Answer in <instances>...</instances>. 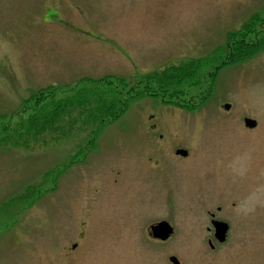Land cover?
Segmentation results:
<instances>
[{"label": "rangeland", "instance_id": "374dc122", "mask_svg": "<svg viewBox=\"0 0 264 264\" xmlns=\"http://www.w3.org/2000/svg\"><path fill=\"white\" fill-rule=\"evenodd\" d=\"M263 5L0 0V264L59 261L77 235L83 238L75 262L82 264H171L170 255L184 264H264V50L215 76L208 67L210 94L179 114L158 116L161 102L145 97L98 134L77 131L74 142H55L48 128L34 133L25 126L21 141L37 145L7 144L8 127L21 120L12 114L25 117L32 104L20 112V103L37 89L189 64ZM244 117L257 126L245 128ZM77 145L82 152L73 157ZM176 148L188 157H176ZM218 205L229 230L207 259L205 210ZM159 220L174 232L154 244L144 225Z\"/></svg>", "mask_w": 264, "mask_h": 264}, {"label": "trees", "instance_id": "16d2710c", "mask_svg": "<svg viewBox=\"0 0 264 264\" xmlns=\"http://www.w3.org/2000/svg\"><path fill=\"white\" fill-rule=\"evenodd\" d=\"M263 50L264 5L251 14L237 30L227 33L222 45L210 54L192 60L189 64L170 66L162 71H154L129 79L109 75L96 81L86 80L81 85H75V90L66 91L67 95L62 98L57 97L58 93L63 91L61 87L47 86L34 91L20 103L19 108L20 112H24V106L31 103L30 112L25 117H22L18 110L14 112V115L12 114V117H18L21 120L14 128L8 127L13 136L7 144L23 148L34 144L28 140L21 141L20 127L25 126L34 133L48 128L53 131L48 141L55 142L61 140L74 142L78 139L80 134L78 132L92 131L91 134H98L106 124L119 119L132 100L151 94L179 101L180 97L185 96L184 102L201 104L204 100L199 98L200 94H206V96L210 94L205 87L207 77L202 74L208 67L218 70L227 64L235 65ZM123 92L126 97L122 99ZM194 104L187 108L193 107ZM49 109L52 114L46 113ZM2 143L6 144L5 141ZM89 143L93 144V142ZM76 148L79 150L73 157H78L82 152L80 146L77 145ZM27 188L25 187L24 190Z\"/></svg>", "mask_w": 264, "mask_h": 264}, {"label": "flooded vegetation", "instance_id": "af4514ba", "mask_svg": "<svg viewBox=\"0 0 264 264\" xmlns=\"http://www.w3.org/2000/svg\"><path fill=\"white\" fill-rule=\"evenodd\" d=\"M209 74L210 73H208V76H209ZM210 76H212V74ZM214 76H215V74H214ZM208 81L210 84L211 83L210 77H207V82ZM179 104H182V102H180ZM179 104H177L176 106H168V107H166L165 105H162L160 107L158 106L159 110L157 111V115L159 114L158 116H161L162 114H164L166 112H172V111L173 112L175 111L176 113L179 114V112H181V110L183 109V107L180 106ZM183 105H187V103H184ZM158 137L161 140L158 142V146L160 147V142H166V140H162L163 135H161V134H159L157 136V138ZM176 157H180V156L176 155ZM187 157H188V154L186 156H183L180 158L185 159ZM154 163H155V165L158 166V160H154ZM196 205H199V202ZM199 209H200V207L198 208L197 211H199ZM222 210H223V207L221 205H218L216 207L215 212L211 211L210 209L205 210V214L207 215V221H206V224L204 225L203 231H205V245L208 248V250H206L204 252V254L208 255L207 259H210L212 256L211 254L215 253L216 250L219 249L218 245H221V243L225 242V240H226V236H227V233L229 230V225L221 215ZM218 222L226 223L227 224L226 230L224 229V226L219 224ZM145 228H147L146 232H147V235L149 236V238H151L153 241H155L157 243H161V241H159L157 239H153L150 236V233L148 231L149 229H148L147 225L145 226ZM224 232H225V237L221 239V237H223V235H224ZM77 237H76L75 242L70 244V247L65 246V247L61 248V252H59V255H58L59 261H50L46 264H82V263L75 262L76 255H77L75 250L80 245V242L82 241L81 238H83V235H77ZM180 264H184L183 261L182 262L180 261Z\"/></svg>", "mask_w": 264, "mask_h": 264}, {"label": "water", "instance_id": "95a60500", "mask_svg": "<svg viewBox=\"0 0 264 264\" xmlns=\"http://www.w3.org/2000/svg\"><path fill=\"white\" fill-rule=\"evenodd\" d=\"M229 107H230L229 104L222 105V108L225 110H228ZM243 123L248 128H253L256 125V121L248 117H245L243 119ZM176 152L181 155H186V151L183 149H178ZM151 230H152L153 236L160 238V239H166L172 232V229L169 226V224L164 221H161L158 224L151 226ZM170 260L175 264L178 263L176 258L174 257H171Z\"/></svg>", "mask_w": 264, "mask_h": 264}]
</instances>
